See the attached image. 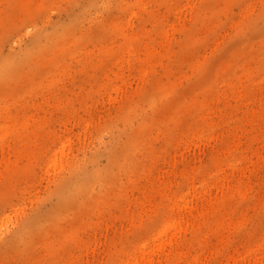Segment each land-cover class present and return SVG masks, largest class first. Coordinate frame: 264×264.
<instances>
[{"label": "rangeland", "instance_id": "374dc122", "mask_svg": "<svg viewBox=\"0 0 264 264\" xmlns=\"http://www.w3.org/2000/svg\"><path fill=\"white\" fill-rule=\"evenodd\" d=\"M0 264H264V0H0Z\"/></svg>", "mask_w": 264, "mask_h": 264}]
</instances>
